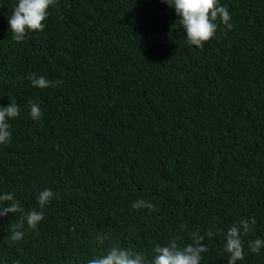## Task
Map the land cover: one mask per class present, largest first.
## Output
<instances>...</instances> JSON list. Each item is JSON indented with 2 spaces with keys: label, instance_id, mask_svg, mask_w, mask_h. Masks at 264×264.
<instances>
[{
  "label": "trees",
  "instance_id": "obj_1",
  "mask_svg": "<svg viewBox=\"0 0 264 264\" xmlns=\"http://www.w3.org/2000/svg\"><path fill=\"white\" fill-rule=\"evenodd\" d=\"M15 3L0 0V105L20 106L0 192L25 211L44 188L54 198L20 241L18 216L0 218V264H86L113 244L151 255L249 217L240 264H264L247 248L264 237V0H221L233 27L203 48L163 0H57L45 30L18 43ZM30 73L55 87H32ZM138 198L156 210L132 209ZM204 243L202 264H227L221 235Z\"/></svg>",
  "mask_w": 264,
  "mask_h": 264
},
{
  "label": "clouds",
  "instance_id": "obj_2",
  "mask_svg": "<svg viewBox=\"0 0 264 264\" xmlns=\"http://www.w3.org/2000/svg\"><path fill=\"white\" fill-rule=\"evenodd\" d=\"M173 8L179 18V24L186 33V42L190 46L203 48L204 44L217 35L219 24L227 29L233 27L231 13L221 3V0H163ZM57 0H16L7 16L9 30L16 42H22L32 32H43L47 27L50 9L55 7ZM29 80L34 88L47 89L55 84L45 76L29 74ZM57 84L60 81L56 82ZM11 103L7 106L0 105V145L12 142L10 121L20 115V106L10 97ZM30 117L33 120L42 119L43 113L40 105L29 100ZM54 198L50 188H44L36 196L39 210L25 211L19 200L12 192H0V218L9 213L18 216L17 222L11 228L10 238L13 242L20 241L25 236V229H36L45 219L44 210ZM134 210H147L154 212L156 206L150 200L138 198L131 204ZM257 220L255 217L242 218L238 223H233L226 230L219 232L206 231L204 234L193 232L192 243L178 244L173 238L170 243L157 244L153 248L154 254H148L133 247H124L113 244L105 251L94 254L87 259L86 264H202L204 253L209 249L204 243L206 237L212 238L221 235L224 242L223 251L227 254V264H240L245 260L244 236L255 230ZM247 248L253 254L264 252V237L248 240Z\"/></svg>",
  "mask_w": 264,
  "mask_h": 264
}]
</instances>
